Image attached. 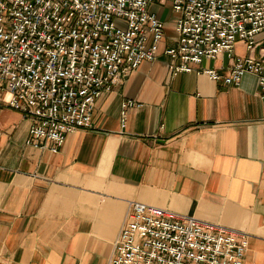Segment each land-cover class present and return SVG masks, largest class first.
<instances>
[{"label":"crops","instance_id":"1","mask_svg":"<svg viewBox=\"0 0 264 264\" xmlns=\"http://www.w3.org/2000/svg\"><path fill=\"white\" fill-rule=\"evenodd\" d=\"M234 52L247 54L243 41ZM228 64L221 52L198 66L222 73ZM125 99L135 104L120 126ZM30 124L0 105V264H107L130 200L238 229L244 264H264V105L255 75L238 85L202 72L170 75L159 55L104 93L91 127L68 133L57 152L26 143Z\"/></svg>","mask_w":264,"mask_h":264},{"label":"built area","instance_id":"2","mask_svg":"<svg viewBox=\"0 0 264 264\" xmlns=\"http://www.w3.org/2000/svg\"><path fill=\"white\" fill-rule=\"evenodd\" d=\"M167 2L173 35L157 13ZM221 52L222 73L199 68ZM159 55L170 75L238 85L251 73L264 105V0H0V105L30 119L26 143L50 152L91 127L96 101ZM134 104L120 102V126ZM246 247L238 229L130 200L107 264H244Z\"/></svg>","mask_w":264,"mask_h":264},{"label":"rangeland","instance_id":"3","mask_svg":"<svg viewBox=\"0 0 264 264\" xmlns=\"http://www.w3.org/2000/svg\"><path fill=\"white\" fill-rule=\"evenodd\" d=\"M160 8H161V7H160ZM160 8L157 9V13H159L160 11H162L163 9H165V11H164V17H166L167 19H169L170 16L172 15L171 10L169 9V8H170V3L167 2L166 4H164V5L162 6L161 10H160ZM158 15H159V14H158Z\"/></svg>","mask_w":264,"mask_h":264}]
</instances>
